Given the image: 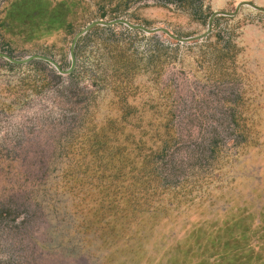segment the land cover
Masks as SVG:
<instances>
[{"label":"trees","instance_id":"obj_1","mask_svg":"<svg viewBox=\"0 0 264 264\" xmlns=\"http://www.w3.org/2000/svg\"><path fill=\"white\" fill-rule=\"evenodd\" d=\"M85 1L2 0L0 30L17 35L16 39L25 43L57 35L66 37L64 51L57 59L49 52L44 53L66 69L71 37L82 27V23H75V17ZM92 1L97 6L93 18L124 17L132 21L125 14L131 0ZM166 2H172L174 8H191L188 14L203 23L210 14L206 7L202 8L201 0H163L159 5L165 7ZM230 18L216 16L213 21ZM119 26L121 30L115 31ZM169 31L180 37L191 34ZM138 36L146 41L140 50L132 41ZM239 49L226 31L209 32L202 39L180 43L120 23L88 29L75 41L74 65L66 77L69 81L85 79L89 88L76 92L81 95L77 100L81 106L73 128L60 146L63 165L58 168L53 188L50 185L36 190L35 196L42 199L37 204L54 215L78 220L74 229L84 234L89 245L104 246L107 257L117 251L123 254L127 249L133 255L142 251L148 236L156 232L155 221L164 218L172 222L168 228L179 225L183 231L181 236L167 242L158 227L159 236L151 244L155 247L167 244L166 264H264V259L260 260L264 252L259 258L253 259L258 256L256 253L240 261L237 254L238 249L249 243L252 234L261 232L259 239L264 238V203L250 208L245 199L240 201L241 196L234 193L227 196L225 190L220 195L225 198L222 204L210 200L212 184L218 181L224 164L237 160L244 146L255 145L259 137H264V121L257 116L258 103L250 102L242 90L228 102L230 129L240 141L233 154H226L218 139L209 140L205 164L210 175H202L197 184L193 181L170 186L162 182L158 171L159 162L177 138L172 89L162 83V74L173 67L188 70L204 81L224 82L242 79L237 70L242 67L247 84L255 87L256 81L249 80L252 76L249 65L246 68L236 62ZM0 50L14 58L10 46ZM1 69L15 74L0 80V105L5 107L15 104L3 102L10 95L20 101L46 88L49 85L46 70L56 78L61 76L53 66L39 59L12 63L0 57ZM237 177L240 175L232 173L230 179L222 177L221 181ZM253 191L251 188L248 200H260L261 195L252 196ZM255 216L258 220L253 221Z\"/></svg>","mask_w":264,"mask_h":264},{"label":"rangeland","instance_id":"obj_2","mask_svg":"<svg viewBox=\"0 0 264 264\" xmlns=\"http://www.w3.org/2000/svg\"><path fill=\"white\" fill-rule=\"evenodd\" d=\"M201 1L202 8L206 7L205 10L210 13L231 12L239 1H249L264 7V0ZM1 2L2 0L0 5ZM85 2L83 9H80L75 17V23H82V27L97 19L93 18L96 16L97 6L93 5L92 0ZM162 2L163 0H131L127 4L125 14L131 17L132 21L129 22L147 28L164 27L168 31L191 33L188 36L205 30L206 21L203 23L190 15L191 13L188 14L192 11L191 8H188V11L174 8L172 2H166L163 7L159 5ZM110 5H105V8ZM263 13L248 5H241L230 19H218L214 23L216 16L226 15L214 16L210 28L211 33H230L232 40L240 48L236 62L238 65H246V68L249 65L252 73L249 80L256 81L255 87L247 84L243 72L245 69L242 67L237 68L243 76L242 79L224 82L204 81L192 76L188 70L185 72L173 67H168L162 74V83H167L172 89L173 124L177 137L175 145L158 164L164 184L177 186L183 183L192 184L193 181L197 184V179L202 175H210L205 157L208 154L207 144L212 138L218 139L225 146L222 152L233 154L240 137L230 129L232 125L228 102L232 101L240 90L250 102L258 103L260 108L257 116L264 121ZM121 28L122 26H119L115 31ZM155 34L161 38L168 37L163 32ZM16 37L17 35L11 36L8 32L0 30V48L10 46L13 57L18 59L31 54L47 56L44 53L48 52L57 59L66 46V37L61 35L30 43L21 42ZM132 41L138 50L146 44L145 39L139 36ZM45 73L49 85L40 93L20 101L14 100L10 95L4 98L3 102L10 101L15 104H9V107L0 105V264H166L164 255L167 244L162 243L155 247L151 242L159 236V226L167 242L174 236L182 235L181 226L168 228L172 225L171 221L166 222L164 218L156 220V232L148 236L147 242L144 243L146 246L143 245V250H138L135 255L127 249L123 254L117 251L107 257L104 255L107 253L104 246H93V243L89 245L84 234L74 229L78 220L54 215L43 205L37 204L39 196H35L36 190L44 186L48 188L50 185L53 188L58 168L63 165L64 158L60 157V146L73 128L81 106V103L77 102L81 95L76 92L83 87L89 88V82L85 79L69 81L66 74L59 73L61 76L56 78L47 70ZM12 75L15 74L0 70V80H4V76ZM261 133L259 131V136ZM232 173L240 177L229 180ZM227 176L229 179L221 181L222 177L224 180ZM217 179L218 181L212 184L213 195L210 197V200L216 201L215 204L224 202L225 198L220 197L224 190L227 196L229 193L243 196L238 198L240 201L245 199L244 202L250 208L259 202L263 204L264 137H259L255 145L244 146L237 160L224 164ZM251 188H254L252 196L261 195V201L259 198L256 201L250 200L251 202L248 200ZM39 201L42 203L41 197ZM256 220L258 217H253V221ZM260 234L261 232H258L249 236V243L238 249V261L256 253L258 256L254 255L253 259L259 258L264 252V238L260 240ZM159 257H162L160 261ZM263 259L264 254L260 260Z\"/></svg>","mask_w":264,"mask_h":264},{"label":"water","instance_id":"obj_3","mask_svg":"<svg viewBox=\"0 0 264 264\" xmlns=\"http://www.w3.org/2000/svg\"><path fill=\"white\" fill-rule=\"evenodd\" d=\"M241 5H248L251 8H254L255 10L264 12V7L257 6L255 4H253L252 2H249V1H239L235 5L234 9L231 12H226V11H213V12H211L207 18L205 30L199 34H196L193 36H186V37L175 36V35L171 34L164 27L147 28V27L140 25V24H134V23L129 22L125 18H115V19H110V20H100V19L92 20L89 23H87L84 27H82L80 30L75 32L74 35L72 36V38L70 40L69 48H68L69 67L67 69H61L55 60H53L52 58H49L47 56L41 55V54H31V55H28L24 58L18 59V58H11L6 53L0 52V57L9 61V62H12V63H25L31 59L43 60L45 62H48L51 66H53L57 70L58 73L67 74L73 68V65H74L73 47H74L75 41L77 40V38L79 36L83 35L88 29H90L93 26H96V25L110 26L113 24L120 23V24L127 26L128 28L139 29L146 34L155 33V32H163L169 38H171L175 41H178L180 43H183V42H189V41H193V40L202 39L203 37H205L210 32L211 21H212V18L214 16H216V15L231 16L237 11L238 7Z\"/></svg>","mask_w":264,"mask_h":264}]
</instances>
